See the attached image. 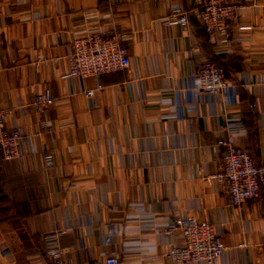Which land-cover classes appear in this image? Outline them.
<instances>
[{"label":"crops","instance_id":"0c3cea01","mask_svg":"<svg viewBox=\"0 0 264 264\" xmlns=\"http://www.w3.org/2000/svg\"><path fill=\"white\" fill-rule=\"evenodd\" d=\"M172 4L185 23L160 25ZM192 8L193 0H97L78 13L64 0H0V108L20 134L18 157L0 160V264H50V249L63 264L106 256L176 264L160 253L180 241L165 228L184 215L220 235L217 264H264V190L235 205L223 185L203 179L219 169L215 143L228 133L255 165L264 160V0L245 2L238 21L251 29L228 44L204 34ZM103 28L127 42V67L69 76L72 38ZM202 59L238 83L235 104L188 102ZM43 90L52 102L37 111L30 97ZM30 172L46 184L34 207Z\"/></svg>","mask_w":264,"mask_h":264},{"label":"built area","instance_id":"2783aa9c","mask_svg":"<svg viewBox=\"0 0 264 264\" xmlns=\"http://www.w3.org/2000/svg\"><path fill=\"white\" fill-rule=\"evenodd\" d=\"M97 0H64L67 11L84 13L93 10ZM247 0H193L192 12L200 19V28L206 35H212L216 42L228 44L233 34L250 31L251 25L238 21L239 11ZM186 15L176 4H172L161 18L160 25L185 23ZM70 52L66 55L67 74L72 77H97L103 72L120 70L129 64L128 44L122 34L111 28L87 30L72 38ZM188 46L187 50H193ZM37 58H41L37 54ZM241 78V74H239ZM261 93V87L258 88ZM238 83L231 80L222 67L209 59H202L194 73L189 77L186 95L188 102L217 103L228 106L236 103ZM84 94L92 95V89L86 88ZM52 102L47 90L35 92L30 104L40 111ZM175 106L178 107L177 92H174ZM7 108H0V160L8 161L18 157L20 134L14 127L5 126ZM41 130L49 132L46 122L38 123ZM216 146L221 147L219 169L203 176L205 181L223 185L232 204L255 199L264 190V160L255 165L250 155L235 146L232 134L218 139ZM49 155L44 156L45 166H49ZM29 181L33 185L34 195L28 196L32 207L38 203V191L46 184L39 182L32 172ZM178 230L180 241H170L164 245L161 257L176 264H217L224 244L214 227L192 215L175 216L166 225L170 234ZM50 264H63L58 249L47 251ZM114 256L94 260L90 264H117Z\"/></svg>","mask_w":264,"mask_h":264},{"label":"trees","instance_id":"16d2710c","mask_svg":"<svg viewBox=\"0 0 264 264\" xmlns=\"http://www.w3.org/2000/svg\"><path fill=\"white\" fill-rule=\"evenodd\" d=\"M218 65V64H217ZM225 71V70H224ZM226 72V71H225Z\"/></svg>","mask_w":264,"mask_h":264}]
</instances>
